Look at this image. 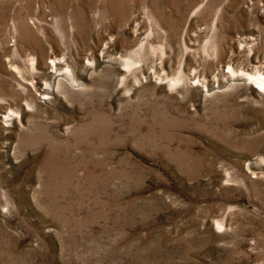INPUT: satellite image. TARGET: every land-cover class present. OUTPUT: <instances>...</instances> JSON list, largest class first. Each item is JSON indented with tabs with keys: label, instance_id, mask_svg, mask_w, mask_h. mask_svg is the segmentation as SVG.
<instances>
[{
	"label": "rangeland",
	"instance_id": "374dc122",
	"mask_svg": "<svg viewBox=\"0 0 264 264\" xmlns=\"http://www.w3.org/2000/svg\"><path fill=\"white\" fill-rule=\"evenodd\" d=\"M262 69L264 0H0V264H264Z\"/></svg>",
	"mask_w": 264,
	"mask_h": 264
},
{
	"label": "bare ground",
	"instance_id": "6f19581e",
	"mask_svg": "<svg viewBox=\"0 0 264 264\" xmlns=\"http://www.w3.org/2000/svg\"><path fill=\"white\" fill-rule=\"evenodd\" d=\"M56 59H57V56L54 55V57L52 58V61H53V67L55 68V72L60 71V73H57V74H64L65 76L68 74V77H70V78L69 79L67 78V80L70 81V83H73L75 81V76L72 73L71 68L70 69L66 68L65 70H63V67H65V66L60 67V65L63 64L62 62L65 61L64 58H62V60L61 59L57 60V62L55 61ZM241 71L242 72H240L237 75L243 77V79H247V80H250V81L256 83L258 86V87H256V89L261 90L264 88V69L258 70L254 73H252L249 70H241ZM231 72L233 74L235 73V71L233 69H231Z\"/></svg>",
	"mask_w": 264,
	"mask_h": 264
}]
</instances>
